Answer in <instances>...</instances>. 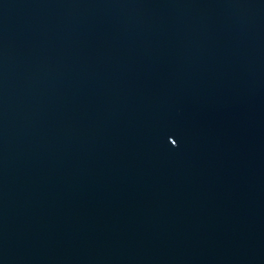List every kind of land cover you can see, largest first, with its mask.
Masks as SVG:
<instances>
[{"label": "water", "instance_id": "obj_1", "mask_svg": "<svg viewBox=\"0 0 264 264\" xmlns=\"http://www.w3.org/2000/svg\"><path fill=\"white\" fill-rule=\"evenodd\" d=\"M0 264H264V0H0Z\"/></svg>", "mask_w": 264, "mask_h": 264}]
</instances>
